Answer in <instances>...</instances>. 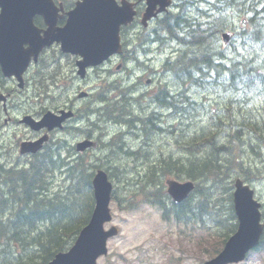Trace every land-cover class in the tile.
Instances as JSON below:
<instances>
[{"label":"rangeland","instance_id":"rangeland-1","mask_svg":"<svg viewBox=\"0 0 264 264\" xmlns=\"http://www.w3.org/2000/svg\"><path fill=\"white\" fill-rule=\"evenodd\" d=\"M132 1L139 2V4L143 2V0ZM211 2V0H174V8H178L177 4L184 3L187 7L189 6L192 8L190 10L188 9L190 20H192V22H206L204 18L207 17L206 15L210 9ZM174 8L172 10L173 12ZM248 11H251L252 13L254 12V10L250 8H247L246 12ZM225 16L229 20V23L226 25L231 28L236 27L237 29L240 27L245 32H249L253 28L250 23V19L254 16L253 14L251 16L248 13L242 15L241 12L236 9L235 13L230 10L225 11ZM155 27L156 24H151V26L147 28L148 30L142 28L141 25L127 29L128 31L126 34H128L127 40H129V48L138 45L137 38L139 36L140 38H144V31L152 32L153 28ZM147 42L148 41L145 43V48H155L156 50H158V47L162 48V51L156 53L155 62L154 60L152 61V66L155 68H159L167 56H170L173 53L175 54V52L178 50L177 44L173 42L165 41L164 45L155 44L154 46H152L153 43L147 44ZM248 42L249 43H246L245 46H243L242 42L237 43V41H234L230 48H225L223 47L224 45L222 44V41H218L217 47L222 49L226 56H228L229 62L227 63L229 64H231V62H235V60L240 57L241 58L239 60L243 61L244 64V59H242L243 56L248 57V60L256 57L264 59V45L257 43L254 44L250 41ZM148 49L147 52H143L140 50V48L138 49L137 55L140 60H146L145 54L150 52V49ZM55 56L57 66H59L62 72L66 74L67 78L72 77L74 58L63 57L59 54V51L56 50L48 52L46 58L51 59ZM119 63L120 60H114L113 63H110L106 66V69H108L110 72L103 70L97 78H95V75L92 74L85 86L81 85L83 83L79 81H72L71 79H67L66 83L58 81L57 84H52L50 81L51 85L49 87V94L53 95L54 97L44 104L41 102V100H47L48 96L44 95L40 88H44L43 86L45 82L49 80L51 76L48 71L52 70L55 64L51 63V66L48 69H39L38 67L32 68L29 73V79L31 78L32 80V82L29 80L30 86L26 87L24 90L25 93L22 96H18L14 99L15 104L18 106L16 114L21 115L24 111L34 112L43 105L45 108L50 109H55L57 106H63L74 98L73 96L75 91L80 87L91 88V92L94 96L95 93L107 86V81L109 83H117L118 85L121 84L122 86H138V89L136 87H134V89L140 93H142V91L155 92L157 90L155 85L148 86L147 88L146 84L142 85L138 82V78L143 77L141 71H137L135 73L116 71V67L119 65ZM127 65L128 69L133 70L137 64L127 63ZM205 73L206 76L204 79L207 81L205 84L206 88H202L200 86L194 87V84H191V80H189V82L182 83L172 74H167L160 79L161 88L168 86L173 94L177 96L176 106L178 108H180L181 105L185 103V108H187L185 115L181 114V111H179L177 118L168 120L169 124H175L179 119H181V117H183L184 125L180 124L178 129L183 130L185 134L180 133L179 130L177 132L174 130H169L167 129V125H165V127L162 125L164 127H162L163 131H166L165 133H155L152 141H145V139H151V132L146 133V138H131L126 136L127 128H124L123 132L126 138L128 137L127 139L131 142L130 144L133 148L132 149L127 144V147H129L128 150L138 151L141 148V150L138 152V155L134 158H131L127 157V155L123 153L113 154L112 150L116 151L118 144H113V140L111 139L117 135L116 133L121 130V127L117 126V128H115L113 127L114 125H112V127L110 125L108 126V130H110L108 131L109 136L105 138L104 141L106 143L111 142L113 148L109 147L108 150L106 149L103 152L102 150H98L88 156H85V158L92 163L100 164L105 168H110L111 173L113 172V169H117L119 171L117 180L114 181V185L115 187L117 186L118 196H120L122 199L136 198L141 203L142 196H133L132 193H137L138 190L142 189L143 187H145V191L147 193H151V189L153 187L151 185L147 186V184H151V180L155 184L159 183L161 176L160 167L163 165V161L168 163L175 162L174 166L181 165L182 163L183 165H187V167H184V169L191 170L193 168V171H197L198 173L199 167L191 166L193 165L194 159L197 157L195 154H200L202 157L206 155L207 152H213L211 150L206 152L201 145H190V135H188V133H193L196 129V126H193L189 122L194 121L199 128L207 127L210 123L208 121L210 117L209 112L214 111L213 114H216L217 112L219 116H224L226 110H224L222 105L228 103L229 98L234 95L230 92L226 93L222 88H219L222 80L213 81L215 79L216 71L206 69ZM207 75H212L213 78H208ZM172 81L175 82L172 83ZM35 91L39 99H37V96L35 95L36 93L34 94ZM39 91L41 95L38 94ZM185 95L189 96V99L191 96H193V99L200 103V105L202 104L201 102L207 98L205 106L207 110L204 112L199 107L197 110H195L196 108L194 109L193 104L190 103V100H187L184 97ZM26 97H29V100ZM141 98L135 102L129 103V101H126L125 103H120L123 105H118V108L123 107V109L126 110L125 113L130 115L139 114L142 117L150 116L149 113L152 110H149L147 107H140L145 105V100ZM235 98L240 99L237 101L238 104L236 106L240 105L242 107L241 111L236 110V113L240 115L239 118H242L241 116L243 115L248 116V110L253 108V105L258 103V98L252 94L245 95L244 93H238ZM217 103L220 104V106L218 107L219 110L215 111L217 108ZM87 104V102H80L77 104V106H83ZM189 107L192 108L190 110L193 116L192 120H188V116L190 115ZM227 107H229V105ZM96 108L97 107L95 104L90 105V109ZM166 113H168V111H166ZM167 117L170 116L168 115ZM95 118V116L91 117L92 121H94ZM242 121L238 118L236 120V125L240 126V128H235L232 126L231 122H228V125H225L221 129L222 137H229L228 145L238 147L242 151L240 157L241 161L246 164L244 165L245 168L250 167L254 172L257 173V175L259 173L258 176L260 180L255 181L252 187H254L257 192V196L264 203V148H257L255 152L252 151L251 145H256L258 142H256L255 137L250 135L247 131L244 133L242 132L243 126L241 125L244 123V121ZM86 124L87 123H84V125ZM245 124L248 125L249 123ZM78 125L81 124L79 123ZM238 129H240V132H242V135L240 134V136L237 134ZM170 131H172V135L170 134ZM98 134H100L99 131ZM61 136L67 140L66 143L68 145H72L73 143L77 142V140H79L77 136H72L71 134H62ZM176 139H179L182 142V148L185 149L187 146H190V151L193 155L187 151L186 153L181 151V148L175 143ZM204 146H206V142ZM205 148L208 149L209 146H206ZM6 150L9 152V147H7ZM262 150L263 159L260 156ZM219 155L221 157L225 156L223 153H219ZM67 158L68 157L62 155V161L60 164L63 165L64 162H67ZM69 160L71 161V159ZM199 162H201L200 159ZM177 173L179 172L177 171ZM237 177L238 175L235 173L231 174L230 176L222 179L220 185L224 188H227V183H229L230 180H235ZM220 193L221 192L219 191L214 195V202L221 204L222 214L226 216V208H228V203L226 201V197ZM122 204V208H119L113 203L111 205L112 212L114 213V221L112 225H115L120 229V234L118 237L110 241V256L107 258H102L100 260V264H126L122 261V259H120V256H124L130 261H138L137 263L135 262L133 264H166L169 262V259H171L173 264H204L205 261L210 258L199 248V243L202 242V240H205L210 234H214L219 231V229L216 228V226L208 217H203V222H198L196 224L191 223L187 227L185 225H181L179 227L174 225L172 228L171 226L168 228L167 224L162 222L161 214L157 209L140 204L137 211H132L127 209V201L123 200ZM217 210L218 213H220L219 210L221 209ZM110 226L111 225L107 226L106 228H109ZM137 257H140L141 259L138 260L136 259ZM245 264H264V248L261 253L252 254Z\"/></svg>","mask_w":264,"mask_h":264},{"label":"trees","instance_id":"trees-1","mask_svg":"<svg viewBox=\"0 0 264 264\" xmlns=\"http://www.w3.org/2000/svg\"><path fill=\"white\" fill-rule=\"evenodd\" d=\"M223 1L222 4L227 10L235 12L238 9L242 15L247 13V8L254 10L256 18L250 19L253 28L250 32L243 33V46L249 43L248 41L254 42L255 40L264 45V0ZM188 9L192 8L183 6L180 13L173 14L172 12L156 22L159 34L167 36L171 41L179 42L181 48L183 47L180 56L173 62L172 60L167 61L163 69L169 71L167 68L170 66V72H173L179 81L185 83L192 80L194 73L201 70L202 67H206L208 70L214 68L217 70L218 76L220 73L224 75L221 83L226 87V91L255 95L258 98V103L248 110L250 121L246 123L249 124L241 126H243V133L247 131L255 137L256 142H260L258 146L260 148L262 143L264 144V59L256 57L248 60V57L243 56L244 64L241 61L235 62L231 66H228L229 63L215 65V62H229L226 55L222 60L214 57L220 52L216 39L220 33L226 30L225 27L228 24V18L224 21L226 9L220 10L206 22H192ZM220 55L222 56V54ZM239 87L240 90H235ZM121 95L122 99L116 101L119 106L123 105L120 104L122 100L128 99L125 91H121ZM167 97V92L162 90L156 97L154 96V99L160 105L165 106L169 99ZM116 104H113L111 108H115ZM228 105L227 110L230 112V117H234L236 110L240 111L242 108L240 105L227 103ZM113 111H115L113 115L119 122L120 116L124 112L120 107ZM149 119L150 116H144L142 119V133L145 135L152 132L150 125H147ZM242 132L238 130L237 134L240 136ZM206 139L208 140L206 146H209V140L213 142V138ZM115 144H119V142ZM213 149L214 152H207L202 157L200 154H195L198 158L194 159L191 166L199 167L200 175L205 174L212 182H216L222 180L223 177L230 176L232 171H242L237 147L230 146L227 142L220 149L214 147ZM185 150L193 155L190 146H187ZM55 152H51V155L36 156L31 165L27 169H20L21 171L3 170L0 166V174L4 177L7 185V187L1 186L0 188V264H45L50 262L58 253L67 251L73 245L79 232L91 218L95 206L92 179L97 166L88 164L81 157V161L78 159L71 163L64 162L61 168L59 162L62 157L59 158ZM219 153H223L225 156L221 157ZM163 166L168 170L171 169L170 163L166 161H163ZM184 167L187 165L182 163L179 165V170H177L181 173H178L179 175L188 171ZM60 169H64L65 178L62 182H56V173ZM193 172L197 173L192 168L188 174L193 175ZM118 173L117 169H113V172L110 173L111 178L118 176ZM142 189L146 190L145 187ZM211 189L212 187H210ZM154 195L160 198L161 194L158 191L147 193L145 202L148 200L153 202L151 198ZM211 196L212 194L209 199ZM117 198L121 199L116 194L115 201ZM132 202H128L127 209H134ZM117 203L119 207H123L121 200ZM159 206L164 211V219L174 220L178 224L188 223L189 214L198 217L194 210L195 207H192L191 203L187 206V202H185L178 206V210L172 207L173 212L167 209L163 203L159 202ZM218 225H221L227 232L224 234L225 236L219 237V240H210L208 248L203 247L211 257L218 254L225 239L236 228L235 225L231 227V224L222 222H218Z\"/></svg>","mask_w":264,"mask_h":264},{"label":"water","instance_id":"water-1","mask_svg":"<svg viewBox=\"0 0 264 264\" xmlns=\"http://www.w3.org/2000/svg\"><path fill=\"white\" fill-rule=\"evenodd\" d=\"M50 0H0V63L7 76L15 75L21 80L31 57L35 61L39 52L50 46L54 41L62 43L64 52L78 53L85 58L83 66L97 65L113 54L122 53L120 28L131 23L135 12L126 1L119 6L115 0H81L77 9L69 18L67 26L53 34V30L41 38L33 35V16L44 14L46 22L52 25L51 17L55 11ZM169 0H147V9L143 24L170 5ZM161 8L157 10V6ZM46 6V8H43ZM42 9V10H41ZM28 44L26 49L24 46ZM81 74L83 75V68ZM70 115L58 117L47 113L40 123L25 119L34 129L47 126L49 129L61 127L62 122ZM43 143L41 140L38 144ZM30 145V146H28ZM36 146L35 144H32ZM89 143L78 146L85 150ZM31 144H25L23 150H30ZM33 148L31 151H36ZM96 207L91 221L80 233L74 246L67 253L58 254L49 264H97L101 255L107 254V240L116 235L118 230L112 228L106 232L104 225L112 220L110 201L112 184L107 175L100 171L94 179ZM235 208L239 218V229L229 239L223 252L206 264L237 263L245 259L246 254L256 247L263 234L261 225L260 204L254 201V192L243 186L241 181L236 183ZM193 190V184L169 182V193L177 203L185 199Z\"/></svg>","mask_w":264,"mask_h":264},{"label":"bare ground","instance_id":"bare-ground-1","mask_svg":"<svg viewBox=\"0 0 264 264\" xmlns=\"http://www.w3.org/2000/svg\"><path fill=\"white\" fill-rule=\"evenodd\" d=\"M212 2L210 3L211 5H210V9L208 10V13H207V17L206 18H204V20H206V21H208L210 18H212V16H214V15H216L220 10H225V11H227V8H225V6L222 4V2H224L223 0H211ZM179 7L174 11V13L173 14H178V13H180L181 12V9H182V7L183 6H185L186 7V5L184 4V3H182V4H177ZM233 12V11H232ZM235 13V12H234ZM250 16L253 14L254 16H253V18H256V15L254 14V13H252V12H247ZM187 15V14H186ZM187 18V17H186ZM253 18H251V20L253 19ZM226 19H227V17L224 19V21H226ZM184 20H186V19H184ZM201 21V20H200ZM202 22V21H201ZM191 23V22H190ZM228 23H229V20H228ZM175 26V25H174ZM203 27V26H202ZM251 31V30H250ZM249 31V32H250ZM232 44L230 45V47L233 45V43H234V41L236 42L237 41V43H239V42H242V45H243V41H242V39L244 38L243 37V33L245 32L244 30H242L240 27L239 28H237L236 29V27L234 28V29H232ZM179 34V33H178ZM189 39V38H188ZM167 42H173V43H176L177 44V46H178V50L175 52V53H178V54H181L182 52H180V51H182V48H181V46H180V44H179V42H177V41H171L170 39H168V40H166ZM150 43H154L153 41H148L147 42V44H150ZM252 43H254V44H259L256 40L254 41V42H252ZM149 47V46H148ZM198 47V46H197ZM196 47V48H197ZM145 48V47H144ZM147 48V47H146ZM188 48V47H187ZM148 49V48H147ZM147 49H145V51H143L142 50V48H140V50H142L143 52H147ZM150 49V48H149ZM148 49V50H149ZM195 49V48H194ZM193 50V49H192ZM192 52H194V51H192ZM206 54V53H205ZM220 54H222V56L220 55ZM146 55V60L145 61H149L150 60V62H151V64H152V61H153V59H152V57H151V52H149V53H147V54H145ZM189 56V55H188ZM194 56V55H193ZM215 58H217V59H225V55L223 54V50L222 49H220V52L217 54V55H215L214 56ZM227 58H228V56H227ZM241 58V57H240ZM240 58H237L236 60H235V62H241L239 59ZM229 60V59H228ZM139 61H141V62H145V61H143V60H140L139 59ZM225 63V61H223V62H220V63H218V62H215V65H218V64H224ZM138 65V64H137ZM152 66V65H151ZM166 66H168V65H166ZM42 68H44V67H42ZM170 66L167 68V70H169L170 71ZM199 68V67H198ZM143 69H145V70H148L147 68H145L144 66H143ZM130 70V69H129ZM210 70H214V68H210ZM131 71V70H130ZM133 71V70H132ZM137 72V71H136ZM188 72V71H187ZM167 74H171V72L169 73H167ZM167 74H165V75H167ZM164 75V76H165ZM173 75V74H172ZM188 75V74H187ZM129 77H130V75H129ZM132 77V76H131ZM176 77V76H175ZM177 78V77H176ZM174 79V78H173ZM120 81H122V80H120ZM165 81V80H164ZM163 81V82H164ZM192 82H191V84H194V80L192 79L191 80ZM126 82V81H125ZM173 82H175V81H172V83ZM166 84V83H165ZM171 84V83H170ZM178 84V83H177ZM81 85H83V86H85L86 84H81ZM221 85H222V83H221ZM221 85H219V86H221ZM218 86V87H219ZM104 87V86H103ZM200 87H202V84H200ZM137 89H138V87H136ZM174 89V88H173ZM40 90L42 91V93L44 94V95H46V96H48L47 95V93L45 92V90H44V88H40ZM162 90L163 91H166L167 92V94L168 93H173L171 90H170V88L167 86H164L163 88H162ZM92 89L91 88H88V87H80L79 89H77L76 91H75V93H74V107L78 110V108H81V109H84V111H83V115L84 116H87V117H89L90 118V120L92 121V119H91V117H93V116H95L96 118H95V120L93 121V122H96V125L98 126V129L102 132V134L104 135V137L105 138H107L109 135H108V131H110V130H108V126H110L111 125V127H112V125H114L113 127H115V128H117V126L119 125V127H121V130H123L124 128H127V132H126V136H128V137H145L146 138V135L145 134H143L142 133V128H143V125H141V123H142V119H143V117L142 116H140L139 114H133V115H130V114H127V113H125V109H123V107H120V109L122 110V112H124V114L123 115H121L120 116V118H121V120L119 121V122H117V118L115 117V115H113V114H115L114 112L115 111H113V109H116V110H118V105L119 104H116V101H115V99H113L112 97L111 98H109V97H106V98H104V99H102L101 101H100V103L98 104V101H99V99H100V96H99V92L101 91V90H99L97 93H95L94 94V96H93V94H92ZM220 91V90H219ZM143 92V91H142ZM145 92V91H144ZM210 92V91H209ZM104 93L105 92H103L102 91V96L104 95ZM39 95H41L40 94V91H39V93H38ZM91 95V97H93V99H94V104H95V106L97 107L96 109H92V111H89V109H88V107H83V106H77V104L78 103H80V102H85V100H84V98H83V96L84 95ZM177 94V93H176ZM173 97V101H174V103H175V105H176V103H177V96L176 95H172ZM187 100L189 99V96H187V95H185L184 96ZM142 99V98H141ZM126 100H128V99H124V100H122V102L121 103H125L126 102ZM161 101V100H160ZM71 103V100H70V102H67L66 104H65V106H66V108H71L70 106H69V104ZM130 103V102H129ZM113 104H116L115 105V108H111V106L113 105ZM130 105H132V104H130ZM101 106H102V109H100L101 108ZM128 106V105H127ZM100 107V108H99ZM177 107V106H176ZM125 108V107H124ZM127 108V107H126ZM133 111H135V110H133ZM155 111H156V116L154 117V118H152V117H150V119H149V123H147V124H149L150 125V127H151V129H152V132L151 133H156V134H163V133H165L166 131H163V126H162V116L164 115V112H163V110L161 109V108H158V109H155ZM132 112V111H131ZM130 112V113H131ZM153 112V111H152ZM151 112V113H152ZM137 113V112H136ZM150 114V113H149ZM25 115V114H24ZM109 115V116H108ZM154 116V115H153ZM72 120H70L68 123H70ZM148 121V120H147ZM199 121V120H198ZM247 122V120L246 121H244V123L243 124H245ZM158 123H160V125H158ZM85 127V126H84ZM163 127V128H162ZM235 128H240L239 126H235ZM126 130V129H125ZM238 130H240V129H238ZM170 134L172 135V131H170ZM72 136L73 135H75V136H77L78 138H80V136L79 135H77L76 133H74V134H71ZM127 137V138H128ZM104 138V139H105ZM208 141V140H207ZM207 141H206V143H207ZM260 143V142H259ZM259 143H257L256 145H254V144H252L251 145V149H252V151H256V149L257 148H259L258 146H259ZM109 147H112V145H111V142L110 143H106L105 141H104V150H108L109 149ZM113 148V147H112ZM198 148V147H197ZM260 148H264V144L262 143V145H261V147ZM119 146H117V148H116V151H114V150H112L113 151V154H116L119 150ZM111 150V149H110ZM128 151V150H127ZM1 156H2V153H1ZM0 156V166L1 165H3L4 164V160H3V157H1ZM62 157V156H61ZM34 161V160H33ZM62 161V160H61ZM66 161L67 162H65V163H71L72 161H70L69 160V158H67L66 159ZM246 165V164H245ZM7 166V168H11L12 166H13V164L12 165H6ZM59 166L62 168L63 167V165H61L60 164V162H59ZM250 168V167H249ZM27 169V168H26ZM2 170V169H1ZM4 170V169H3ZM9 170V169H8ZM61 170V169H60ZM12 171V170H11ZM21 171V170H20ZM4 182V183H3ZM1 186L4 188V187H7V185H6V181L4 180V177L3 176H1V174H0V188H1ZM37 191V190H36ZM13 192V191H12ZM198 196L200 197V196H202V194L201 193H198ZM203 198H204V194H203ZM31 199V198H30ZM192 204V203H191ZM63 216V215H62ZM17 236V235H16Z\"/></svg>","mask_w":264,"mask_h":264},{"label":"flooded vegetation","instance_id":"flooded-vegetation-1","mask_svg":"<svg viewBox=\"0 0 264 264\" xmlns=\"http://www.w3.org/2000/svg\"><path fill=\"white\" fill-rule=\"evenodd\" d=\"M145 49L146 48H142L143 51H145ZM137 51H138V49H136L132 54H130L128 56L127 63H132V64L133 63H136V64L141 63L145 68L150 70L151 65H152L150 60L145 61V62L139 61ZM130 70L132 71V69H130ZM130 70H129V72H131ZM133 87H138V86H133ZM146 92L147 91L142 92V93H146ZM0 94H2V90H1ZM6 95L8 97L7 106L4 107V105H1V107H0V139H1V141L4 138H7L6 135L10 134V138H13L14 147L16 149V148L20 147V145L23 141H35L37 139H40L46 133V130H41L39 132L32 131V130H30L29 127H27L26 125H23L21 123V119H23L27 115H32L35 117V119L37 118V120H38L42 116V114H41L42 112L40 114H35V115H33V113H24L25 115L22 114L21 116H18L16 114H14V110H15L16 106L13 105V99H12L13 96H15V91L7 92ZM142 99L145 100L144 97H142ZM126 101L131 102L130 100H126ZM69 106L72 107L71 103L69 104ZM83 107H88L89 111H92V109H90L89 104L83 105ZM64 109H68V108H64ZM60 110H62V109H57L56 112H59ZM82 110L84 111V109H81V108H78V110H77L79 113V120L80 121L72 120L70 123H68V125L73 129L74 133H76L79 136H81V134H82L83 126L86 127L87 131L89 133H91L92 136H95V134L98 131V126L96 125V122H93L90 120L89 117L84 116ZM151 112H150V117L154 118L157 115L156 111L154 110L152 113ZM79 123L81 125H78ZM84 123H87V124L84 125ZM74 133H72V134H74ZM19 136H21V138H19ZM1 153H2V156H1ZM0 156L3 157V160H4V164L2 166L7 167L6 165H12V163H9V160L7 159V157L3 154V152L1 150H0Z\"/></svg>","mask_w":264,"mask_h":264}]
</instances>
